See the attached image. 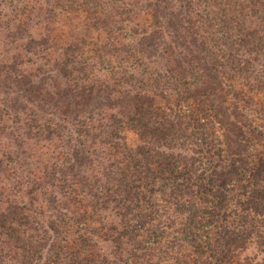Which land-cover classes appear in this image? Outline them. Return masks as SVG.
I'll return each mask as SVG.
<instances>
[{
	"label": "trees",
	"instance_id": "1",
	"mask_svg": "<svg viewBox=\"0 0 264 264\" xmlns=\"http://www.w3.org/2000/svg\"><path fill=\"white\" fill-rule=\"evenodd\" d=\"M84 1L83 10L92 16L88 29L105 28L109 34L91 48L94 58L101 63L117 60L121 68L102 87L89 82V54L82 43L72 42L53 65L64 89L35 84L32 75L7 74V85L18 88L14 113L28 115L30 132L36 135L26 137L44 134L59 143L56 157L42 164L41 177L29 175V186L40 188V199L28 202L0 191V264H125L128 247L127 264H162L173 251L182 253L183 245L198 264L204 258L228 262L257 236L254 220L243 230L214 227L211 212L231 185L247 181L255 190L262 187L264 158L256 163L244 156L252 141L247 133L256 139L261 131L243 109L261 95L264 99V0ZM57 4L74 7L78 1ZM143 9L148 14L144 18L138 16ZM241 77L249 91L237 88ZM104 96L113 112L92 122ZM23 97L52 117L41 124L38 110L24 105ZM263 99L259 103L264 106ZM125 128L136 130L144 144L126 148L110 168L97 170L93 149L86 144L90 131L95 130V138L101 129L108 138L122 139ZM8 130L0 128L1 134ZM186 130H195L206 152L213 149L219 157L222 150L216 145L223 141V158L229 161L199 175L198 201H184L171 186L169 205L160 212L159 206L147 203L148 194L167 188L166 175L191 168L195 154L205 155L203 150L182 152L194 142ZM16 142L11 153L0 156L3 175L9 166L24 168L30 157L28 148L22 150ZM11 187L17 190L16 184ZM144 203L147 210H142ZM249 203L259 209L253 200ZM110 211L118 222H106ZM178 221L181 226L175 228ZM103 242L110 244L109 254L100 249ZM179 258L173 259L182 263Z\"/></svg>",
	"mask_w": 264,
	"mask_h": 264
},
{
	"label": "rangeland",
	"instance_id": "2",
	"mask_svg": "<svg viewBox=\"0 0 264 264\" xmlns=\"http://www.w3.org/2000/svg\"><path fill=\"white\" fill-rule=\"evenodd\" d=\"M62 1L65 2L67 0ZM71 1H78V6L74 5V7H70L65 4L66 7L62 8L60 7L61 5L57 4L58 0H0V128L2 130V127L5 126L9 129L8 131H2V134L0 131V156L2 153H11L10 151L16 148V139L22 145V150L27 151L26 148H28L26 153L30 156L28 159H25L24 168L20 167V169H15L13 166H9L6 174L3 175L0 172V191L22 196L28 202L36 197L39 199L42 197L39 187L33 189V187L29 186L31 185L28 182L29 175L33 178L34 176L41 177L40 173L43 170L42 164L50 162L58 154L59 139H50L44 134L38 139L34 138L30 140L28 136L26 137L27 134L31 133V126L29 125L30 119L24 113L19 115L20 118L14 113L12 106L15 105H12V103L17 96L18 88L7 85V74L9 72H15L18 76L32 75V80L35 84L42 82V87L63 88L64 81L56 77V70L53 69V65L55 58L59 59L63 49L72 42L82 43L84 46L83 51L87 55L89 54L90 65L85 69L89 73V82L96 83L99 87H102L104 82L112 81L113 72L117 71L118 73L121 68L120 62L117 60L111 63H101L97 55L94 58L91 48L98 42L100 44L104 43L108 39L109 34L105 28L98 30L92 27V29H88V19H92V16L83 10L82 4L85 1L68 0L69 3ZM142 11L141 15L138 16L143 18L144 16H148L144 9ZM124 21L127 22L128 20ZM44 37L49 38V42H45ZM31 39L33 42H31ZM13 66H15V69H12ZM236 81L239 90L244 89L249 91L245 85L246 80L244 78H237ZM63 92L65 93V90ZM260 97L263 99L262 95ZM261 99L257 97L252 102L250 108L243 109L246 110L244 114H248L247 117H251L255 122L253 124L255 126L258 124L259 131H261V133L257 131L256 139L247 133L252 141L250 143L248 142L249 149L244 156L256 163L260 160L259 158H264V106L259 103ZM21 101L24 105H30L33 110H38L36 113L39 115L41 124H44L52 117L50 114L41 111V109L37 108L36 105H33L26 98H21ZM62 101H64V98ZM107 104L108 101H105V96L102 97L92 116V122H96L100 118L105 120L113 112L111 108L107 107ZM105 107L109 108V110H105ZM100 110L104 112L98 114V112H101ZM247 117H245L246 121L249 120ZM86 121L91 122L88 119ZM92 126L97 127L98 124ZM90 132L92 137L90 136L88 138L86 144L88 147H92L94 157L97 159L95 165L97 170L101 172L104 171L103 165L110 168V162L119 159L122 153L128 150L126 148H129L131 151L144 144L141 135L131 128H125L122 139L108 138L104 134L105 130L102 131L101 129H98L97 138H95L94 129ZM186 132L194 138V142L187 143V150L182 152L187 154L188 151L193 153L192 149L195 151L203 150L205 155L204 157H200L195 154L197 161L194 165L190 166L191 168L182 167L177 173L166 175L165 178L169 184L167 188L148 194L147 203L152 202L159 206L158 209L160 212H162V206L169 205L170 201L167 198L171 188H178L180 191L174 192L178 195H183L182 199L184 201H198L199 197L196 195V190L199 185V175L214 166L222 168L229 161L223 158L227 154L226 145L223 141H219L216 145L222 150L223 157H219L218 155H214L215 152L213 149L210 150V153L206 152L205 146L201 145L202 139L195 134V130H186ZM31 134L36 136L35 133ZM22 135L25 136L22 137ZM233 147L235 148V145ZM201 158H204V160L199 163L198 161ZM28 162L30 165H28ZM199 171L200 173H198ZM15 184L17 185V190L11 187ZM259 185L262 187L255 190L253 186L247 185V181L238 182L226 190L223 198L218 201L219 204L217 202L212 204L211 216L215 217L214 227L222 225L243 230L253 220L256 223L257 236L251 239L246 249L237 251L224 264H264V173L261 176ZM31 189L33 190L31 191ZM250 199L258 204V210L253 209L254 207L252 208L251 203H249L251 202ZM147 203H144L142 210H147ZM170 211H173V209ZM105 220L108 224H111L112 222H118L119 217L115 212L110 211L105 214ZM180 226L181 223L178 221L175 228H179ZM208 230L209 226L203 228L200 233L204 234ZM212 230L211 232L214 234L215 230ZM167 231L171 233L174 230L167 229ZM100 249L106 254L111 252V246L106 242L100 244ZM128 250L129 247L126 248L125 254L123 253V260L126 261L125 264H127L129 257ZM182 250V253L177 250L170 254L173 258L180 256L179 260H183L182 263H179V261L177 263L171 257L163 259L162 264H183L186 262L188 264H198L194 259H190L192 252L189 247L183 245ZM111 256L113 257L112 253ZM203 263L215 264L206 258H204Z\"/></svg>",
	"mask_w": 264,
	"mask_h": 264
}]
</instances>
